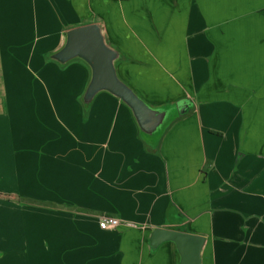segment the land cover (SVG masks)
Returning a JSON list of instances; mask_svg holds the SVG:
<instances>
[{"label":"crops","instance_id":"crops-1","mask_svg":"<svg viewBox=\"0 0 264 264\" xmlns=\"http://www.w3.org/2000/svg\"><path fill=\"white\" fill-rule=\"evenodd\" d=\"M90 23L167 112L152 135L107 93L83 113L88 68L50 60ZM0 79V264H179L155 229L264 264V0H0Z\"/></svg>","mask_w":264,"mask_h":264},{"label":"water","instance_id":"water-1","mask_svg":"<svg viewBox=\"0 0 264 264\" xmlns=\"http://www.w3.org/2000/svg\"><path fill=\"white\" fill-rule=\"evenodd\" d=\"M49 58L60 65L79 60L88 68L90 78L82 97L84 108H88L99 93H107L129 109L139 131L144 135H152L164 123L167 112L151 108L119 79L115 67L119 53L106 42L103 29L98 23L67 30L59 48ZM183 112V109L180 110V113ZM164 242L175 245L180 256L179 264H200L203 237L155 229L149 237L150 247L155 249Z\"/></svg>","mask_w":264,"mask_h":264},{"label":"built area","instance_id":"built-area-1","mask_svg":"<svg viewBox=\"0 0 264 264\" xmlns=\"http://www.w3.org/2000/svg\"><path fill=\"white\" fill-rule=\"evenodd\" d=\"M119 225H120V221L118 219H114L110 217H101L98 220V226L102 230L114 229Z\"/></svg>","mask_w":264,"mask_h":264},{"label":"rangeland","instance_id":"rangeland-1","mask_svg":"<svg viewBox=\"0 0 264 264\" xmlns=\"http://www.w3.org/2000/svg\"><path fill=\"white\" fill-rule=\"evenodd\" d=\"M0 90H1V79H0ZM0 92H1V91H0ZM0 94H1V93H0ZM84 109H87V108H84V106H83V113L86 112V110L84 111ZM20 262L22 263V258H21Z\"/></svg>","mask_w":264,"mask_h":264}]
</instances>
